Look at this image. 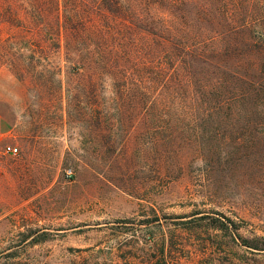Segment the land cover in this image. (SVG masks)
<instances>
[{
  "label": "rangeland",
  "instance_id": "rangeland-1",
  "mask_svg": "<svg viewBox=\"0 0 264 264\" xmlns=\"http://www.w3.org/2000/svg\"><path fill=\"white\" fill-rule=\"evenodd\" d=\"M239 8L248 97L229 121L203 118L217 130L184 129L200 140L161 162L150 79L121 98L109 80L71 79L64 49L22 77L0 50V263L264 264L244 245L264 246V0Z\"/></svg>",
  "mask_w": 264,
  "mask_h": 264
},
{
  "label": "trees",
  "instance_id": "trees-1",
  "mask_svg": "<svg viewBox=\"0 0 264 264\" xmlns=\"http://www.w3.org/2000/svg\"><path fill=\"white\" fill-rule=\"evenodd\" d=\"M250 1L0 0V50L8 56L2 64L22 77L42 62L54 66L50 58L64 49L71 79L87 72L93 88L109 80L121 98L129 95L127 86L150 79L161 162L172 157L179 140H200L199 132L187 136L184 129L217 130L222 125L205 126L203 118L229 121L235 104L248 97L251 68L240 63L251 58L243 48L252 46V29L237 12ZM99 114L97 107L90 111L95 119ZM106 153L108 161L118 156L115 150ZM16 255L0 264H25L14 261ZM161 264H167L163 254Z\"/></svg>",
  "mask_w": 264,
  "mask_h": 264
},
{
  "label": "built area",
  "instance_id": "built-area-1",
  "mask_svg": "<svg viewBox=\"0 0 264 264\" xmlns=\"http://www.w3.org/2000/svg\"><path fill=\"white\" fill-rule=\"evenodd\" d=\"M2 154L9 156H16L19 153V150L15 146L7 145L2 149Z\"/></svg>",
  "mask_w": 264,
  "mask_h": 264
}]
</instances>
